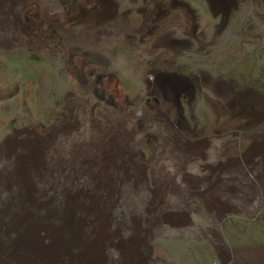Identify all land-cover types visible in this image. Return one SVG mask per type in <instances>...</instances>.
<instances>
[{
    "label": "rangeland",
    "instance_id": "1",
    "mask_svg": "<svg viewBox=\"0 0 264 264\" xmlns=\"http://www.w3.org/2000/svg\"><path fill=\"white\" fill-rule=\"evenodd\" d=\"M126 1L145 3L0 0V264H264V98L238 84L264 92V0H190L201 89L154 78L163 41L147 34L82 94L100 71L65 61L45 20L86 22L85 41L109 49L125 42ZM233 100L263 122L229 117Z\"/></svg>",
    "mask_w": 264,
    "mask_h": 264
},
{
    "label": "flooded vegetation",
    "instance_id": "2",
    "mask_svg": "<svg viewBox=\"0 0 264 264\" xmlns=\"http://www.w3.org/2000/svg\"><path fill=\"white\" fill-rule=\"evenodd\" d=\"M143 1L145 3L141 2L136 7L134 4L126 1V5L120 9L119 15H117L124 20L125 42H117L109 49L96 48L93 41H85L87 38L91 39L94 37V31H91V27L86 25V22H83L81 26L75 27L74 23L78 21L69 19L63 27L56 24V22H54L53 26L45 20L52 34L49 35L47 33L48 27L44 29V33L42 34L47 38V43L52 45L55 51L58 49L62 50V53L66 55L65 61L71 62L74 55L77 58L75 61L78 62L74 66L76 69L83 70L88 66V75L100 71L99 74H96L97 78L95 80L83 74L84 78L81 81L84 90L81 91L82 94L88 92L87 87L89 84H93V82L100 83L102 77L106 74L109 79L113 75L109 71L111 66H113V60L110 59L113 52L122 51L126 47L128 51H131V48L135 49L141 43L144 44V36H147V34L154 35V38L160 36L163 41L160 44L163 47H158V49L162 48V51L155 53L153 62L149 64L148 68V70L153 72L154 78L171 81L188 90H192L193 88L201 89L202 76H208L202 72H199L200 74L192 73L189 70L190 59L188 56L193 46L197 45L202 48L201 40L204 35L202 29L198 28L196 8L190 5V0H152L151 5L146 0ZM159 6L164 7L160 9ZM237 6L236 2H234L232 8L222 6L218 19H220L223 25H227L229 24L228 22L236 19ZM213 16L216 15L213 14ZM149 18L156 21V24L152 26L145 25V21ZM189 20L191 23L190 29L186 28V22ZM142 25L147 27V31L144 33L135 29V27L142 28ZM151 44L152 47L158 46L157 43L151 42ZM233 83L238 82L235 81ZM238 84H242L244 88H248L259 97L264 98V92L256 91L244 83ZM180 93L177 95L176 102L179 106L180 118L187 124L183 116V100L179 97ZM191 93L192 91H190ZM87 100L85 99L86 102Z\"/></svg>",
    "mask_w": 264,
    "mask_h": 264
},
{
    "label": "bare ground",
    "instance_id": "3",
    "mask_svg": "<svg viewBox=\"0 0 264 264\" xmlns=\"http://www.w3.org/2000/svg\"><path fill=\"white\" fill-rule=\"evenodd\" d=\"M175 89V88H174ZM174 89H173V92H174ZM174 94V93H173ZM176 98H177V92H176ZM230 95V94H229ZM239 96V95H238ZM108 97L112 100V96L110 94H108ZM236 97V96H235ZM238 98V97H236ZM233 99H235L233 97ZM242 99V98H241ZM239 101V100H238ZM238 101H231L228 103L229 107H230V113H229V117L231 118H234V119H240L243 117V120L244 118L248 117L250 118L251 120L255 121L254 119H257L260 117V120H258V123H260L262 121V116H258V118L253 114L256 112L253 113L254 109L253 108V105L252 103L249 101V102H246L245 100H241L242 102H238ZM177 103V102H176ZM178 104V103H177ZM261 115V114H260ZM242 120V121H243ZM263 122V121H262ZM262 124V123H261ZM112 188V187H111ZM108 199V198H107ZM109 200V199H108ZM102 203V200L101 199H95L93 200V205H94V208L97 209L99 208L98 206L101 205ZM98 210V209H97ZM89 251L88 253H85V252H82L80 255H81V259L83 261H93L95 258H94V252H95V249H96V240L93 241L90 246H89ZM92 258V259H88V258ZM127 260V259H126ZM91 263V262H90Z\"/></svg>",
    "mask_w": 264,
    "mask_h": 264
}]
</instances>
